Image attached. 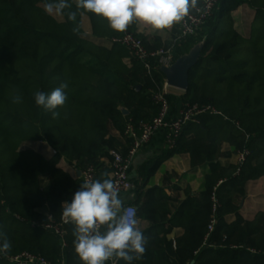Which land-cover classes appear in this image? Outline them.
I'll use <instances>...</instances> for the list:
<instances>
[{"label": "trees", "instance_id": "obj_1", "mask_svg": "<svg viewBox=\"0 0 264 264\" xmlns=\"http://www.w3.org/2000/svg\"><path fill=\"white\" fill-rule=\"evenodd\" d=\"M50 2L0 0V244L4 238L11 244L6 253L0 251V264H12L8 259L23 253L53 264L63 258L66 264H84L75 252L74 224L65 227V250L43 225L49 216L61 221L62 203L71 202L83 183L57 168L62 158L80 171L95 168L96 179L102 180L110 152L127 157L134 146L128 125L140 136V125L159 114L153 96L165 77L156 60H150L149 72L128 48L111 42L127 33L149 51L172 48L175 61L205 42L189 72L188 91L178 101L171 95L167 99L174 115L180 107L216 112L199 115L171 148L170 155L186 151L194 167L199 160L207 168L201 204L188 201L177 217L185 220L183 237L176 249L165 237H147L145 253L131 264H264V211L248 220L239 205L249 182L264 177V0H219L195 36L175 44L156 38L152 45L135 25L117 32L105 18L77 9L76 0H68L71 7L59 13L58 21L45 11ZM243 5L255 13L253 28L256 23L261 30L257 43L253 28L248 37L233 28L231 14ZM69 13L76 14L74 20ZM83 17L90 20L91 35L84 31ZM173 26L178 30L177 23ZM62 82L68 84L67 101L53 118L35 104L34 93L51 92ZM15 96L19 103L13 102ZM36 143L47 144L57 155L47 161L24 148ZM224 143L231 149L225 163L216 157ZM233 156L237 164L229 161ZM161 162L148 170L149 176Z\"/></svg>", "mask_w": 264, "mask_h": 264}, {"label": "clouds", "instance_id": "obj_2", "mask_svg": "<svg viewBox=\"0 0 264 264\" xmlns=\"http://www.w3.org/2000/svg\"><path fill=\"white\" fill-rule=\"evenodd\" d=\"M197 3L198 0H76V7L105 18L113 30L124 32L133 21L155 30L171 28L189 14L190 8L195 9ZM70 7L68 0H53L45 4V11L62 13ZM75 15L69 13V18L74 20ZM67 87V82H62L51 92L34 93L35 104L51 112L53 118L59 117L56 110L67 101ZM20 99L15 96L13 102L19 103ZM103 176L102 180L80 184L71 202L62 203V216L66 223L75 225V252L84 264H105L109 260L115 264L116 259L131 264L145 253L147 238L136 227L135 211L124 206L110 174ZM101 226H106V230L102 232ZM10 248V242L4 238L0 251L6 253Z\"/></svg>", "mask_w": 264, "mask_h": 264}, {"label": "crops", "instance_id": "obj_3", "mask_svg": "<svg viewBox=\"0 0 264 264\" xmlns=\"http://www.w3.org/2000/svg\"><path fill=\"white\" fill-rule=\"evenodd\" d=\"M231 16L234 30L242 37L250 36L255 13L243 5L233 11ZM132 24L135 25L136 33L151 45L156 38L162 42H172L175 35L180 33L179 28L176 31L174 30V26L164 30H155L138 21H133ZM83 28L86 34L91 35L92 26L87 17H83ZM109 44L111 42L107 41L106 46H109ZM167 92L168 96L171 95L176 100L185 94V92L172 88H168ZM110 135L123 142L118 132L111 130ZM187 138L193 139L194 136L189 134ZM24 148L41 154L47 161L56 156L55 151L45 143H36ZM171 150L166 141L165 131L157 133L148 144L141 147L133 161L131 179L134 190L129 195V199L137 209L138 223L136 227L139 226L144 236L146 238L151 236L154 239L158 236L165 237L168 242H172L176 249L177 241L185 233V220L183 218L177 220V217L182 213L181 207L188 201L201 204L207 168L199 160H197V166L194 167L192 165L194 159L186 151L170 155ZM230 150L228 144H221L220 153L216 154L217 159L225 163L227 161L226 155ZM162 159L163 162L149 176L148 170ZM237 159V156H233L229 161L237 164ZM103 163L105 164V170L103 171L109 173L111 178L109 160L104 159ZM57 168L63 170L71 178L79 179L78 171L80 170L73 168L72 165L67 163L66 159L62 158ZM263 184L264 177L249 182L247 185L246 197L239 201L240 214L243 218L253 219L258 212L264 211V209H255L257 203L251 195V189ZM149 205H152V209L149 208ZM253 212L254 214L250 215ZM227 219L232 220L233 218L230 216Z\"/></svg>", "mask_w": 264, "mask_h": 264}, {"label": "built area", "instance_id": "obj_4", "mask_svg": "<svg viewBox=\"0 0 264 264\" xmlns=\"http://www.w3.org/2000/svg\"><path fill=\"white\" fill-rule=\"evenodd\" d=\"M218 1L219 0H202L200 6L196 7L192 12L189 11V14L185 16L182 21L177 23L180 33L176 35L172 42L175 44L185 38L195 36L206 21L212 16L213 10ZM111 42L128 48L135 58L144 63L145 69L149 72L151 70L150 60L152 59L156 60L159 69L162 67L170 68L175 63L172 48H162L153 52L149 51L146 49L143 41L136 38L132 34L127 33L124 37L120 39H113ZM168 88L169 87L165 82L163 88L154 94L153 100L159 107V114L151 122L140 125V136H138L134 126L131 124L128 125L126 134L135 141L128 156L124 157L117 151L110 152V157L112 159L110 167L111 179L114 181L115 186L118 189L119 197L124 201V206L126 208L133 209L135 211L136 218L137 209L131 204L129 195L134 190V185L131 179L133 161L141 147L148 144L157 133L165 131L167 144L170 148H173L176 140L180 137L185 127L190 123H197L196 118L199 115L207 112H213L216 114V112L210 107L201 108L194 106L186 109L180 107L174 115L172 105L167 99ZM54 153L57 155L56 151ZM244 160L245 154H242L239 157V162L243 163ZM72 167L77 169L75 165ZM81 172L82 182L96 180L95 168L88 167ZM214 208L216 210V201ZM70 224L72 223H66L63 217L60 222H57L52 216H49L43 227L44 229L54 233L59 238L62 249L65 250L67 248V243L65 241V227ZM213 226L214 222L209 228L210 232L213 231ZM104 230H106V226H101V231L103 232ZM8 260L12 264H53L39 255L30 253H23L17 257L9 258ZM119 260L120 259H116L115 264H118ZM106 263L113 264V260L106 261ZM58 264H66L65 258H63Z\"/></svg>", "mask_w": 264, "mask_h": 264}, {"label": "water", "instance_id": "obj_5", "mask_svg": "<svg viewBox=\"0 0 264 264\" xmlns=\"http://www.w3.org/2000/svg\"><path fill=\"white\" fill-rule=\"evenodd\" d=\"M205 42L199 43L191 51L178 58L170 68L162 67L161 73L165 77L166 84L169 88L176 89L182 92H187L189 89V72L198 64L201 57ZM124 115H128V111L123 109ZM78 176L81 178L82 172L78 171Z\"/></svg>", "mask_w": 264, "mask_h": 264}, {"label": "rangeland", "instance_id": "obj_6", "mask_svg": "<svg viewBox=\"0 0 264 264\" xmlns=\"http://www.w3.org/2000/svg\"><path fill=\"white\" fill-rule=\"evenodd\" d=\"M49 15H51L53 18H55L58 21L62 20V16L55 11ZM254 28H253L254 32L252 33V36H254L253 38L257 43L258 40L260 39V36H261V30H259V29L256 30L257 29L256 23L254 25ZM251 195L253 196V198L256 200V203H257L256 204L257 206L255 209L256 210H263L264 209V184L257 186V187L255 186L253 189H251ZM253 214H254V212L250 215H253ZM137 228L139 229V226H137Z\"/></svg>", "mask_w": 264, "mask_h": 264}]
</instances>
